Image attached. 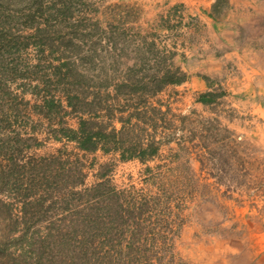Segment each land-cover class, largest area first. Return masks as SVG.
I'll use <instances>...</instances> for the list:
<instances>
[{"label":"rangeland","instance_id":"obj_1","mask_svg":"<svg viewBox=\"0 0 264 264\" xmlns=\"http://www.w3.org/2000/svg\"><path fill=\"white\" fill-rule=\"evenodd\" d=\"M236 2L211 11L243 7L263 46L264 0ZM213 21L162 0H0V264H264V108L245 66L197 63L220 55ZM73 102L94 150L61 131ZM137 142L158 150L123 156Z\"/></svg>","mask_w":264,"mask_h":264},{"label":"crops","instance_id":"obj_2","mask_svg":"<svg viewBox=\"0 0 264 264\" xmlns=\"http://www.w3.org/2000/svg\"><path fill=\"white\" fill-rule=\"evenodd\" d=\"M234 1L236 2V0H229L230 3ZM162 2L171 4L172 6L180 4L187 9H193L194 14H197L199 17L211 20L217 19L216 22L213 21V25H216L213 39L216 40L219 46L218 52L220 55L216 56L217 48L214 47L211 50L208 48L203 50L202 57H196L197 63L200 60L201 65L206 66L205 61L212 58L214 60L212 64L217 65V69L220 71L223 70V67L229 66V63L225 65L229 60H233L234 64H237L239 67L245 66L240 74L245 76L252 75L256 79H248V82L244 84V88L241 90L244 92L245 98H249L250 101L258 99L260 107L264 108V76L261 77L264 75V45H261L256 34H252V28L254 29L256 24H254L253 18L247 17L248 13L246 11L239 10L243 9V7L235 6L234 9L228 8L216 16L211 11L213 3L216 0H162ZM236 3H239V1ZM200 5L202 6L199 7ZM201 8L203 11H201ZM260 66L262 68H259L260 70L257 69ZM194 71L191 75V81L196 83L197 86H202V79Z\"/></svg>","mask_w":264,"mask_h":264},{"label":"trees","instance_id":"obj_3","mask_svg":"<svg viewBox=\"0 0 264 264\" xmlns=\"http://www.w3.org/2000/svg\"><path fill=\"white\" fill-rule=\"evenodd\" d=\"M172 74V75H171ZM167 75H170L167 76ZM176 73L174 71H170L167 70V72L165 73V78L164 81H162L163 84L166 83H170V82H175V81H181L183 78H185L183 76V78L179 77V76H175ZM146 86V84H145ZM77 93H80V91H77ZM205 95L208 96H212V92H206L205 94H202V99L203 101H207L206 98L204 97ZM71 102L73 97H69ZM75 98H77V94L75 95ZM55 101L57 102V100L54 99H46L45 100V104L48 105L49 107H55L58 104H55ZM138 104H140L139 106H137ZM137 105H135L134 107L136 108V115L139 116V118L144 117L145 114H147L149 111H153V108H150V104H146L145 101H141L139 102ZM72 106V111L74 113H76L77 115H79V121H78V126L76 129H64L62 128L61 131L63 132V134L65 136H67L70 139H74L77 141L78 143V147L82 150H94L97 146L96 143L92 141L93 138V131L90 129V124L91 121L89 118H92L91 116H85V114H87V108L81 107V108H77L76 104L71 105ZM125 106V105H124ZM123 107V106H122ZM151 116V115H149ZM151 119V117H149V120ZM122 128L117 131L115 128H113L111 130V132H105V130H98L96 133V135L98 136H103V137H108V136H116L117 133H119L122 129H124L125 126H121ZM103 148H105L106 146H102ZM119 147L116 145H113V147H106V150H110V149H118ZM158 150V146L155 145L154 142L148 143L146 146L143 145V143L137 142L136 144H132L130 146H125L123 151H127L128 155L125 154L123 156H130L133 157L134 155H136L137 157H140L141 159H143L146 156H150L153 155L154 153H156ZM4 236H6L7 238H9V234H5Z\"/></svg>","mask_w":264,"mask_h":264}]
</instances>
